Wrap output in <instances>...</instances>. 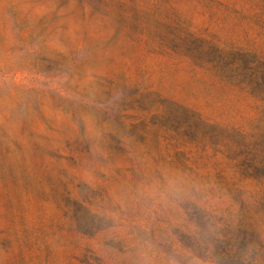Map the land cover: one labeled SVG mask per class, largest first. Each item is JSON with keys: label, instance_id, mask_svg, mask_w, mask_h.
<instances>
[{"label": "rangeland", "instance_id": "374dc122", "mask_svg": "<svg viewBox=\"0 0 264 264\" xmlns=\"http://www.w3.org/2000/svg\"><path fill=\"white\" fill-rule=\"evenodd\" d=\"M264 264V0H0V264Z\"/></svg>", "mask_w": 264, "mask_h": 264}, {"label": "clouds", "instance_id": "9594fccd", "mask_svg": "<svg viewBox=\"0 0 264 264\" xmlns=\"http://www.w3.org/2000/svg\"><path fill=\"white\" fill-rule=\"evenodd\" d=\"M194 264H199V261L194 262Z\"/></svg>", "mask_w": 264, "mask_h": 264}]
</instances>
